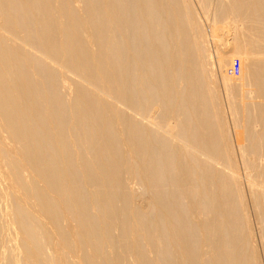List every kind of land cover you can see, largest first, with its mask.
Here are the masks:
<instances>
[{
	"label": "bare ground",
	"instance_id": "6f19581e",
	"mask_svg": "<svg viewBox=\"0 0 264 264\" xmlns=\"http://www.w3.org/2000/svg\"><path fill=\"white\" fill-rule=\"evenodd\" d=\"M0 264H264V0H0Z\"/></svg>",
	"mask_w": 264,
	"mask_h": 264
}]
</instances>
